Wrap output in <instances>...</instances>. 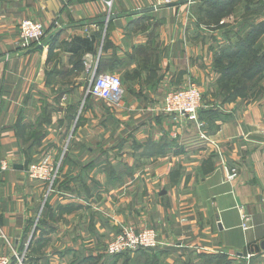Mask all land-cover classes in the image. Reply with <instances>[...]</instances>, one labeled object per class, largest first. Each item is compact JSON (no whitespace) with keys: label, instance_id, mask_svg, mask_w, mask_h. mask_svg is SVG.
Wrapping results in <instances>:
<instances>
[{"label":"crops","instance_id":"0c3cea01","mask_svg":"<svg viewBox=\"0 0 264 264\" xmlns=\"http://www.w3.org/2000/svg\"><path fill=\"white\" fill-rule=\"evenodd\" d=\"M222 1L0 0V233L12 264H264V72L249 100L220 86L231 53L264 55V0L224 17ZM24 20L45 27L43 50L21 49ZM79 38L95 39L82 61L122 79L121 107L87 95ZM192 82L198 115L165 113L167 94ZM42 161L59 168L51 191L27 175ZM123 226L161 244L111 254Z\"/></svg>","mask_w":264,"mask_h":264},{"label":"built area","instance_id":"2783aa9c","mask_svg":"<svg viewBox=\"0 0 264 264\" xmlns=\"http://www.w3.org/2000/svg\"><path fill=\"white\" fill-rule=\"evenodd\" d=\"M179 0H165L166 4L176 3ZM190 1V0H189ZM20 47L23 50H31L40 45H44L46 39L45 27L36 21L24 20L19 29ZM85 69L92 75V81L88 88L87 95L103 100L117 107L123 103V81L113 73L96 74L93 58L91 55L85 56ZM162 110L172 116L196 117L204 107V99L200 87L196 83H190L186 88L169 92L164 99ZM0 169H8L7 162H2ZM227 180L233 181L238 176V170L225 167ZM30 179L45 184L49 191L52 190L56 180L59 178V168L54 162L42 161L32 163L27 169ZM249 218H244V223H249ZM248 225L244 224L246 228ZM1 232V231H0ZM2 234L0 233V264H12V259L1 250ZM161 243L149 235L147 232L138 233L130 226H123L120 233L108 245L111 254H122L127 251L140 248H153ZM18 264H25V255L15 254Z\"/></svg>","mask_w":264,"mask_h":264},{"label":"trees","instance_id":"16d2710c","mask_svg":"<svg viewBox=\"0 0 264 264\" xmlns=\"http://www.w3.org/2000/svg\"><path fill=\"white\" fill-rule=\"evenodd\" d=\"M244 1L245 7L241 6L238 9L248 10L247 4L252 2V0H224L222 4H215L213 8L217 10V13L221 14L222 17L228 16L226 15L228 8L238 7L241 2ZM246 2V3H245ZM242 4V5H243ZM233 10L234 12L237 11ZM47 38L44 40V44L47 42ZM94 43L95 39H76L73 47L71 48L72 53L78 56L79 65L84 61L82 58L87 53H94ZM246 45V43H244ZM35 47L34 49H36ZM241 52L237 53V55L231 53L234 56V61L226 67H221L222 71L225 72V79L222 81L221 90L225 91H234L231 95L227 96L226 99L237 98L242 96L244 99H247V95L245 93L250 91L251 88L254 91H263L262 89H256L258 87L259 82L261 81V76L264 72V55L259 52L253 51L249 48H240ZM262 54V55H261ZM110 62V68H113L115 65H119L118 60ZM85 66V64H84ZM108 66V65H107ZM107 66L103 65L100 61L98 67L96 68V74H100L104 68ZM221 83V81H220ZM255 98V97H254ZM216 118H219L217 113H210V120L215 121ZM202 121V120H201ZM212 129H215L213 126Z\"/></svg>","mask_w":264,"mask_h":264},{"label":"rangeland","instance_id":"374dc122","mask_svg":"<svg viewBox=\"0 0 264 264\" xmlns=\"http://www.w3.org/2000/svg\"><path fill=\"white\" fill-rule=\"evenodd\" d=\"M244 3V1L243 2H241V6H243V7H245V5L243 4ZM246 3V2H245ZM243 4V5H242ZM240 6V7H241ZM237 8H239V7H231V8H228V10H227V13H226V15H228V14H232L234 11L233 10H236ZM87 75V78H86V84H87V88H89V86H90V84H91V81H92V75L90 74V73H88V74H86ZM253 97H247V100H249V99H252Z\"/></svg>","mask_w":264,"mask_h":264},{"label":"water","instance_id":"95a60500","mask_svg":"<svg viewBox=\"0 0 264 264\" xmlns=\"http://www.w3.org/2000/svg\"><path fill=\"white\" fill-rule=\"evenodd\" d=\"M149 10H153V9H149ZM44 45H40V46H38L37 48H36V50H43V47ZM16 168H22V167H19V166H16ZM262 248H263V250H264V242L262 243Z\"/></svg>","mask_w":264,"mask_h":264}]
</instances>
